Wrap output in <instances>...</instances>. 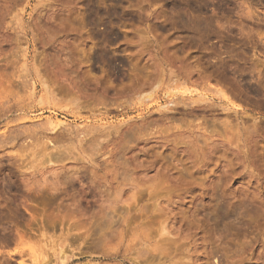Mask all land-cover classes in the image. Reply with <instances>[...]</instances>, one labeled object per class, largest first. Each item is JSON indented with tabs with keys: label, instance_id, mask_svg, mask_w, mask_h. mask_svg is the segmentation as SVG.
Listing matches in <instances>:
<instances>
[{
	"label": "rangeland",
	"instance_id": "1",
	"mask_svg": "<svg viewBox=\"0 0 264 264\" xmlns=\"http://www.w3.org/2000/svg\"><path fill=\"white\" fill-rule=\"evenodd\" d=\"M0 264H264V0H0Z\"/></svg>",
	"mask_w": 264,
	"mask_h": 264
}]
</instances>
